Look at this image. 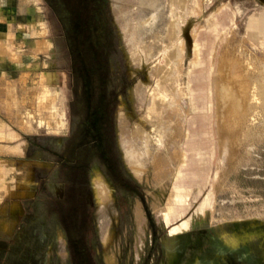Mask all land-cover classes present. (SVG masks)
<instances>
[{"label":"rangeland","instance_id":"rangeland-1","mask_svg":"<svg viewBox=\"0 0 264 264\" xmlns=\"http://www.w3.org/2000/svg\"><path fill=\"white\" fill-rule=\"evenodd\" d=\"M171 1L0 0L13 31L0 38V264H264V0H187L175 45L192 87L146 125L151 149L135 130L171 45ZM85 76L92 107L76 97ZM233 77L253 80L244 99ZM131 148L145 165L127 163ZM95 168L112 186L101 203Z\"/></svg>","mask_w":264,"mask_h":264},{"label":"bare ground","instance_id":"bare-ground-1","mask_svg":"<svg viewBox=\"0 0 264 264\" xmlns=\"http://www.w3.org/2000/svg\"><path fill=\"white\" fill-rule=\"evenodd\" d=\"M196 3V1H195ZM188 1L187 0H172L171 1V5H172V12H173V15H172V20H171V23L170 25L168 26V28H170V33H167V35L171 34L170 37H171V45H169L167 48H169V51L168 53L166 52V55H165L163 58H164V61H163V64L162 66L160 67V73H158V80H154V82L156 81L157 85L156 87L158 88L157 89H153L150 93V104L147 106V111H145L146 113H144L145 115H141V123H139L140 125L138 126V128L135 130V135H139L141 136L142 138H144V144H148L149 146V139H150V134L148 135L147 131L145 130L146 129V125L148 123H150L151 121L152 122H156L154 124V128L156 129L157 127H160V125H162V123H164L162 121V123H159L161 120L160 118L162 119V116H164L163 114H165L166 112L169 113V111L172 109L171 111V114L174 113V110H175V107H176V104L179 103L181 101V97L184 96L185 94H188L187 92H189L191 90V87H192V83H191V75L190 73L188 72V74H183L182 73V69H181V63H184L183 61L185 60V57L189 56H185L186 52H189L185 50V44L184 45H181L182 42L185 41V38H184V41L181 39L184 37H182L181 33H183L182 30H184L182 27V24L186 26V16L185 17V13H186V10H187V6H188ZM191 4H193L191 2ZM190 6V5H189ZM195 7V6H194ZM199 9V8H198ZM197 9V10H198ZM189 10V9H188ZM199 11V10H198ZM264 16V15H263ZM185 20V21H184ZM260 25V24H259ZM182 26V27H181ZM184 26V28H186ZM188 26V25H187ZM180 28L182 29L180 31ZM187 29V28H186ZM185 29V30H186ZM168 31V30H167ZM180 31V42L178 43L179 45H175V39L176 37L178 36V32ZM187 31V30H186ZM261 31V30H260ZM263 31V30H262ZM186 33V32H185ZM263 33V32H262ZM168 35V36H169ZM264 35V34H263ZM167 38V37H166ZM178 38V37H177ZM165 39V38H164ZM162 40V39H161ZM168 40V39H167ZM178 40V39H177ZM160 40H158L159 42ZM166 42V41H165ZM169 42V41H168ZM177 42V41H176ZM188 42V41H187ZM161 43V42H160ZM186 43V42H185ZM162 44H163V40H162ZM161 45V44H160ZM166 45V44H165ZM154 46V45H153ZM187 46V44H186ZM161 48V46H159ZM189 47V46H188ZM154 48V47H153ZM163 49V48H162ZM164 50V49H163ZM162 50V51H163ZM190 54V52L188 53ZM162 57V56H161ZM188 58V57H187ZM195 59V58H194ZM137 60V59H136ZM140 60V58L138 59ZM187 60V59H186ZM196 60V59H195ZM190 61V59H189ZM188 61V62H189ZM251 61V60H250ZM195 62V61H194ZM254 62V61H253ZM252 62V63H253ZM162 63V62H161ZM251 64V62L249 63ZM255 65V64H253ZM253 65H250L251 67H253ZM249 66V65H248ZM260 66V65H259ZM183 68H185L183 66ZM190 68V67H189ZM261 68V66H260ZM264 68V67H263ZM262 68V69H263ZM156 69V68H155ZM256 70V69H255ZM254 71V70H252ZM260 71V69H259ZM261 71H264L261 70ZM260 71V73H261ZM256 72V71H255ZM253 73V72H252ZM251 73V74H252ZM156 74V73H155ZM161 76H160V75ZM255 75V73H253ZM252 74V76H253ZM257 74V73H256ZM261 75V77H258L256 79L257 76ZM259 75H255L254 79L253 80H256L257 83L260 84V86H264V73L262 72L261 74ZM154 76V75H153ZM186 76V77H185ZM187 78V79H184ZM232 77V76H231ZM156 78V76H155ZM154 78V79H155ZM230 78V77H229ZM245 80H243V84L241 85V83H237L236 82V79L233 77L231 78L232 80V87H233V91L236 92L238 95H241L243 96L242 98L244 99L245 97V93L244 90L246 88V85L248 84H252L254 82H252L253 80L251 79V81H249V79H247V77L244 78ZM155 82V83H156ZM252 82V83H251ZM231 86V85H230ZM154 87V86H153ZM205 87V86H204ZM139 89V88H138ZM204 94V93H203ZM189 95V94H188ZM208 95V94H207ZM179 100V102H178ZM185 101V100H184ZM188 102V101H187ZM262 104H263V101H262ZM226 105V104H225ZM178 106V105H177ZM230 105H228L227 108H229ZM238 106V104H237ZM179 107V106H178ZM181 108V107H180ZM183 108V107H182ZM169 111H168V110ZM146 110V109H145ZM167 110V111H166ZM184 110V109H183ZM187 110V109H186ZM185 111H182V112H186ZM181 112V110H180ZM179 112V114H180ZM237 114H241V112H239L238 110L236 111ZM123 114V113H122ZM175 114H177L176 110H175ZM175 114L173 115L175 117ZM168 116V114H167ZM171 116V115H169ZM178 116V115H177ZM184 116V115H183ZM182 116V117H183ZM121 117V116H120ZM166 117V115H165ZM164 118V117H163ZM168 118V117H167ZM167 118H165V120H167ZM170 118V117H169ZM171 118H173L171 116ZM178 118V117H177ZM180 118V117H179ZM124 119V118H123ZM174 119V118H173ZM181 119V118H180ZM164 120V121H165ZM125 122V121H124ZM151 122V124H152ZM168 122V121H167ZM175 122V121H173ZM124 124V123H123ZM166 124V123H165ZM163 124V126L165 125ZM177 124V123H176ZM174 125V124H172ZM178 125V124H177ZM169 126V125H168ZM166 127V126H165ZM164 127V128H165ZM177 128V127H176ZM175 128V129H176ZM153 129V128H152ZM160 129V128H159ZM158 129V130H159ZM162 129V128H161ZM150 130V129H149ZM152 131V130H151ZM157 131V130H156ZM153 132V131H152ZM156 133V132H155ZM159 133H160V130H159ZM154 134V133H153ZM159 135V134H157ZM154 136V135H153ZM161 137V136H160ZM139 139V138H138ZM157 139V137H156ZM142 140V139H141ZM143 143V142H141ZM155 143V142H154ZM152 144V142L150 143ZM128 146V145H127ZM144 146V145H143ZM188 146V145H187ZM150 147V146H149ZM148 148V151H147V154H150V150L151 149ZM191 147V146H190ZM143 148V147H142ZM144 146V151L145 149ZM129 149V148H128ZM135 148H131L130 150H128L127 153H125L126 155V160H127V163H129L130 165H137V164H144V158H145V154H142L139 150H134ZM150 149V150H149ZM154 149V148H153ZM141 150V149H140ZM154 151V150H152ZM126 152V150H125ZM128 154V155H127ZM154 154V153H153ZM152 155V154H151ZM149 156V155H148ZM147 158V157H146ZM148 161V159H147ZM189 161V160H188ZM188 163V162H187ZM142 165V166H143ZM138 166V165H137ZM185 166V165H184ZM194 168V167H193ZM195 169V168H194ZM191 170H193L191 168ZM93 183H94V190H95V194H96V197L98 199V201L101 203V201H105V200H108L109 197L112 195V187L110 185V183L103 178L102 174H100L99 172L96 173V175L94 176V179H93ZM177 209V208H176ZM174 213V212H173ZM176 213V212H175ZM178 214V212L176 213ZM173 216V215H172ZM237 235V234H236ZM245 238V236H241V235H237L235 236V238L232 239V244L234 246L238 245V243L240 242V239L242 238ZM248 237V236H247ZM230 242V240H228Z\"/></svg>","mask_w":264,"mask_h":264},{"label":"flooded vegetation","instance_id":"flooded-vegetation-1","mask_svg":"<svg viewBox=\"0 0 264 264\" xmlns=\"http://www.w3.org/2000/svg\"><path fill=\"white\" fill-rule=\"evenodd\" d=\"M79 78H80V76H79ZM79 78H78V81H80ZM82 87L83 88L81 89V92H79L78 90L76 91V97L78 99H80V97H82L83 99H85L84 103H86V106L92 107L91 106V97L93 95V90H92L91 79L88 78V76L84 77ZM85 137H88L90 142L96 143V146H98V148H99V152L104 150V145L101 142V141H103V132L101 131L100 125L97 123V120L92 118V117H89L88 119L85 120ZM99 156H101V155H99ZM104 160H105L104 161L105 165L107 166V163H106L107 159H104ZM94 166L95 165L91 166V176H92V170H93ZM98 172L101 174L99 168H95L93 178H92V182H93L94 176ZM90 182H91V179H90ZM93 189H94V183H93ZM94 195H95V199L98 201L96 194H95V190H94Z\"/></svg>","mask_w":264,"mask_h":264},{"label":"crops","instance_id":"crops-1","mask_svg":"<svg viewBox=\"0 0 264 264\" xmlns=\"http://www.w3.org/2000/svg\"><path fill=\"white\" fill-rule=\"evenodd\" d=\"M7 16V15H6ZM6 18H8V22H11L12 20H9L11 18V16H8V17H0V26L3 24L2 27H0V38H5L6 36H8L10 39L13 38V36H11L13 33V31H11L10 29H5L6 26H5V22L7 21ZM12 40V39H11ZM6 53L10 52L8 49H6L5 51ZM5 53V54H6ZM6 61H8L9 63H11V56L9 55V58L6 59ZM14 63V62H12ZM7 83H9V85H11V83L13 81H15L14 79H7L5 80ZM11 135L13 137H11ZM8 136L10 137L9 139L5 140L7 142L6 145H4V149L5 151H8V152H5L4 153V156L5 157H11L12 155H14V153L16 152V146L15 145H11V143L15 140V134L14 133H9L8 132ZM13 139V140H12ZM6 147V148H5ZM12 151V152H11Z\"/></svg>","mask_w":264,"mask_h":264}]
</instances>
